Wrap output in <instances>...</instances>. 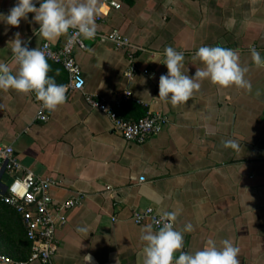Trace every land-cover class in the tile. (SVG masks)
<instances>
[{
	"label": "crops",
	"instance_id": "0c3cea01",
	"mask_svg": "<svg viewBox=\"0 0 264 264\" xmlns=\"http://www.w3.org/2000/svg\"><path fill=\"white\" fill-rule=\"evenodd\" d=\"M113 1L121 6L115 8ZM15 3L0 0V13L7 14ZM97 8L98 32L118 31L138 47L133 78L126 76L127 51L107 39H86L87 49L76 51L85 90L48 111L47 122L38 120L39 105L31 94L0 90V144L12 146L36 175L62 182L52 189L56 203L83 196L58 223L60 247L48 264H84L86 255L91 257L86 264H116L117 257L119 264H143L140 236L151 223L138 225L132 217L146 208L177 212L178 231L193 225L184 234V251L202 249L209 238L218 246L230 239L240 249V264H264V68L254 65L250 53L254 47L264 57V0H97ZM33 16L29 13L19 27L0 21V62L13 71L15 33L32 47L61 46L67 40L43 39ZM168 46L183 51L190 76L203 66L193 59L199 47L238 51L252 91L204 80L186 104L161 101L159 77L167 74L162 63ZM48 63V75L66 87L67 71ZM125 91L148 108L134 101L115 107L124 119L138 120L149 112L168 119L145 144L125 140L109 115L86 99L114 100ZM229 139L238 142L239 151L223 146ZM11 182L12 175L0 170V187ZM31 253L21 214L0 198V255L25 261Z\"/></svg>",
	"mask_w": 264,
	"mask_h": 264
},
{
	"label": "clouds",
	"instance_id": "9594fccd",
	"mask_svg": "<svg viewBox=\"0 0 264 264\" xmlns=\"http://www.w3.org/2000/svg\"><path fill=\"white\" fill-rule=\"evenodd\" d=\"M34 13L32 20L39 25L40 36L52 41L65 36L68 45L79 43L81 38L93 39L97 32V0H16L7 14L0 13V21L12 27H19L21 20H28V14ZM73 30L69 35V30ZM13 63L16 70L6 62H0V90H15L18 93H35L37 101L44 109L55 111L66 102V87L57 84L48 74L50 65L47 58V45L43 48L29 47V41L21 38L19 32L10 41ZM252 61L258 68H264V57L254 47L250 49ZM159 55V54H157ZM162 64L167 74L159 77L158 98L173 107L186 104L201 88L204 80L220 88L235 86L251 92L252 85L246 79L247 67L241 65L238 51L222 46H201L193 56L203 65L196 67L195 74L185 73V56L168 46L164 49ZM156 62V61H154ZM259 95V93H258ZM223 146L239 151L237 141L229 139ZM177 212H164L154 221L158 226L147 224L142 229L140 240L143 264H240V249L230 239H224L218 246L209 238L202 249L195 252L184 251V234L193 230L189 222L182 231L174 227ZM85 231V229H79ZM179 253L178 258L176 254ZM84 264L91 260L84 256ZM116 264H119L118 257Z\"/></svg>",
	"mask_w": 264,
	"mask_h": 264
},
{
	"label": "built area",
	"instance_id": "2783aa9c",
	"mask_svg": "<svg viewBox=\"0 0 264 264\" xmlns=\"http://www.w3.org/2000/svg\"><path fill=\"white\" fill-rule=\"evenodd\" d=\"M111 4L115 8L121 6L116 1ZM96 20L102 21L101 17H97ZM72 31L69 30V35L72 34ZM97 39H107L114 44L117 50L127 51L129 68L126 71V76L130 79L133 78L138 72L136 64L138 47L118 31L107 34L97 31L92 40ZM45 45H47L48 61L62 66L69 75L66 97L73 92L84 91L86 80L76 59V51L87 49L86 39L81 38L80 42L74 45H68L65 42L61 46L45 42L39 47L43 48ZM30 94L39 105L38 120L47 122L49 119L48 110L44 109L41 102L37 101L35 93ZM86 99L92 107L109 115L116 133L125 140L139 145L145 144L159 135L168 122L164 115L151 112L138 120H126L121 117L115 107L128 101H134L148 108V104L134 98L131 91H125L121 98L114 100L95 95H86ZM3 169L12 175V182L6 187H0V198L5 204L12 206L21 214L28 239L32 243V253L29 259L25 261H16L8 256L0 255V264H32L35 262L48 264L60 247V241L57 237L58 223L66 221L65 213L67 211L82 204L83 196H75L65 203H56L52 196V189L61 186L62 182L36 175L24 166L12 146L0 144V170ZM161 216L162 214L157 213L153 208H146L135 211L132 219L138 225L150 222L157 230L158 226L154 221L160 219Z\"/></svg>",
	"mask_w": 264,
	"mask_h": 264
}]
</instances>
